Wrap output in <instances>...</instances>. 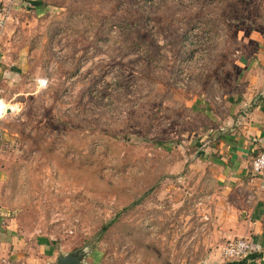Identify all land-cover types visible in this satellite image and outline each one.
<instances>
[{"label": "rangeland", "instance_id": "obj_1", "mask_svg": "<svg viewBox=\"0 0 264 264\" xmlns=\"http://www.w3.org/2000/svg\"><path fill=\"white\" fill-rule=\"evenodd\" d=\"M0 14L14 109L0 220L92 249L89 264L242 261L221 251L252 200L202 139L264 46V0H0Z\"/></svg>", "mask_w": 264, "mask_h": 264}, {"label": "crops", "instance_id": "obj_2", "mask_svg": "<svg viewBox=\"0 0 264 264\" xmlns=\"http://www.w3.org/2000/svg\"><path fill=\"white\" fill-rule=\"evenodd\" d=\"M254 57L245 60L243 92L228 99L227 115L211 126L202 141L205 159L219 168L226 187L244 190L252 200L247 206L248 219L237 225L233 235L254 241L258 250L247 262H238L264 264V171L260 175L252 172L253 159L264 150V46ZM93 252L86 259L88 264ZM68 253L46 235L28 234L14 219L0 220V264H54L58 256Z\"/></svg>", "mask_w": 264, "mask_h": 264}, {"label": "built area", "instance_id": "obj_3", "mask_svg": "<svg viewBox=\"0 0 264 264\" xmlns=\"http://www.w3.org/2000/svg\"><path fill=\"white\" fill-rule=\"evenodd\" d=\"M5 24V16L0 14V27ZM7 102L0 98V120L8 116L9 111L13 112ZM264 171V150L260 152L252 161L253 174H262ZM258 246L254 241L246 238L230 241L223 249V256L227 259L245 260L250 254L254 253Z\"/></svg>", "mask_w": 264, "mask_h": 264}, {"label": "water", "instance_id": "obj_4", "mask_svg": "<svg viewBox=\"0 0 264 264\" xmlns=\"http://www.w3.org/2000/svg\"><path fill=\"white\" fill-rule=\"evenodd\" d=\"M91 251L92 249L81 248L66 255H60L54 264H88L86 259Z\"/></svg>", "mask_w": 264, "mask_h": 264}, {"label": "trees", "instance_id": "obj_5", "mask_svg": "<svg viewBox=\"0 0 264 264\" xmlns=\"http://www.w3.org/2000/svg\"><path fill=\"white\" fill-rule=\"evenodd\" d=\"M252 256H253V255H252ZM252 256H250L247 260L251 259ZM247 260H244V261L247 262ZM231 264H232V263H231ZM233 264H234V263H233ZM239 264H245V263H239Z\"/></svg>", "mask_w": 264, "mask_h": 264}, {"label": "bare ground", "instance_id": "obj_6", "mask_svg": "<svg viewBox=\"0 0 264 264\" xmlns=\"http://www.w3.org/2000/svg\"><path fill=\"white\" fill-rule=\"evenodd\" d=\"M14 110V109H13Z\"/></svg>", "mask_w": 264, "mask_h": 264}]
</instances>
